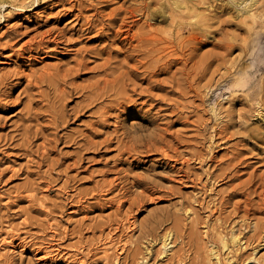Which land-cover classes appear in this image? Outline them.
Here are the masks:
<instances>
[{"label":"rangeland","instance_id":"obj_1","mask_svg":"<svg viewBox=\"0 0 264 264\" xmlns=\"http://www.w3.org/2000/svg\"><path fill=\"white\" fill-rule=\"evenodd\" d=\"M156 1L0 7V264H214L212 246L228 261L219 236L231 226L244 245L230 264L264 253V29L240 59L245 81L231 85L246 25L211 0L213 36L178 39L187 60L149 76L152 59L135 41L126 59L131 46L114 34L125 8ZM125 67L126 89L92 96ZM50 75L63 78L56 90Z\"/></svg>","mask_w":264,"mask_h":264},{"label":"bare ground","instance_id":"obj_2","mask_svg":"<svg viewBox=\"0 0 264 264\" xmlns=\"http://www.w3.org/2000/svg\"><path fill=\"white\" fill-rule=\"evenodd\" d=\"M9 1L10 0H0V7ZM243 2L245 3L242 6H239ZM224 3H227L228 6L234 10L235 17L240 18L246 25L245 34L240 37L238 43L239 54L231 57L229 60L230 67H234L231 75V85L234 86L242 83L247 72L245 69L247 66L241 65L240 67L242 62V60L240 61L241 57L245 54H251L258 45L257 43L259 41H257V38L260 33H258V28L256 27L259 25L260 28L264 29V11H262L261 4L263 3V0H225ZM211 7L214 8L211 0H157L154 5H151L149 2L146 3L142 9L125 8L124 12L126 15H123L117 23V29L114 36L115 39L124 41L131 46L130 51L125 53L126 59L133 58L132 44L134 41L135 46L145 54V57L149 56L152 59L147 66V68L151 67V70L149 71L151 72L149 76H151L156 74L158 69H164L171 62L174 63V61L178 59L184 60L183 62L187 60V58L184 57V54H179L177 48L174 47L176 46L175 44L181 42L178 41V39H186L188 42H199L201 36L206 38L213 36V34H211L206 28L209 26L210 15L207 14V12L205 13V11ZM141 18H144L143 22L145 23L147 30L138 34L133 30V27ZM156 23L164 25L162 28H157V26L154 27ZM161 32H165V35H162ZM41 44L42 43L40 42L38 46ZM79 64V61L75 63L76 66ZM132 65L134 67L133 63ZM143 65L142 61L137 60L135 68L138 69ZM129 72H131L130 68L125 67L122 73L116 75H113L114 73H112L111 78L104 77L96 82V84L91 87L92 96L99 98L102 95H109L108 92L112 90L116 94L117 88L121 85V88L123 87L126 89V85L132 80L128 79V82H126L125 76ZM60 79L63 81V78H57L50 75L43 81L48 82L47 87L49 89L52 88L56 90V80L58 81ZM259 103L258 100L256 104L258 107H260ZM253 128L254 134L259 135L260 128L257 126ZM184 212L187 217L194 214L191 208H186ZM230 228L229 235L220 234L219 242L221 248H223L227 254L231 253L233 255L229 254V256H227L228 261H225L221 259L219 251L215 246H212L209 250V254L214 259V264H230V259L235 257V253L244 245L242 243V237L239 236L240 232H238L234 226H231ZM176 239L174 227L171 225L166 226L159 236L161 252L167 253L168 251H173L171 245L174 244ZM10 242L15 243L13 239H10ZM15 247L19 248V245H15ZM109 248V246L105 247L106 250H109ZM256 251V247H253V251L250 253L247 252L249 254H245L246 256L241 260L242 262L240 264H264V253L258 258L256 256L258 251Z\"/></svg>","mask_w":264,"mask_h":264}]
</instances>
